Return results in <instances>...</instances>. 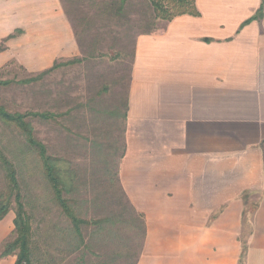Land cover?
Masks as SVG:
<instances>
[{
  "label": "crops",
  "instance_id": "crops-1",
  "mask_svg": "<svg viewBox=\"0 0 264 264\" xmlns=\"http://www.w3.org/2000/svg\"><path fill=\"white\" fill-rule=\"evenodd\" d=\"M195 5L135 40L117 176L142 237L104 264H264V0ZM1 45L31 74L80 52L61 0H0Z\"/></svg>",
  "mask_w": 264,
  "mask_h": 264
},
{
  "label": "rangeland",
  "instance_id": "rangeland-1",
  "mask_svg": "<svg viewBox=\"0 0 264 264\" xmlns=\"http://www.w3.org/2000/svg\"><path fill=\"white\" fill-rule=\"evenodd\" d=\"M71 21L79 55L60 60L42 80L22 83L31 74L17 63L0 68V106L10 113H47L52 119L32 120L35 137L52 156L71 162L77 172L74 193L66 195L81 225L78 236L63 209L52 199L37 155L23 134L0 119V150L14 164L23 202L31 218L32 264H104L121 252L135 254L142 220L129 207L117 182L124 148V117L135 40L154 20L148 0H128L125 17L107 14L101 0H61ZM117 1V0H115ZM74 61L67 65L68 61ZM7 189L0 168V194ZM14 209L0 222L1 258L13 239ZM137 251V249H136Z\"/></svg>",
  "mask_w": 264,
  "mask_h": 264
},
{
  "label": "trees",
  "instance_id": "trees-1",
  "mask_svg": "<svg viewBox=\"0 0 264 264\" xmlns=\"http://www.w3.org/2000/svg\"><path fill=\"white\" fill-rule=\"evenodd\" d=\"M102 2L106 0H101ZM154 12L155 21H163L165 23L172 21L176 17L183 15H191L198 17L199 11L196 8L195 0H148ZM128 0H111L105 2V11L107 14L117 18L118 21L125 17V9ZM263 7L257 14L247 20L242 27L258 20L262 17ZM145 31L143 34H151L157 31V24L153 21H146L144 25ZM13 36H10L12 38ZM3 51L2 45L0 52ZM76 60L68 61L66 64H72ZM60 64L56 62L50 69L41 72L35 78H31L22 83H32L42 80L46 75L54 72ZM0 85L7 86L8 83L0 81ZM47 113H10L4 107L0 106V119L5 123L15 127L21 134L24 135L26 142L31 150L37 155L44 178L51 190L52 199L63 209L64 214L70 220L78 236H81V225L86 222L78 219L74 210L69 205L70 200L66 195L74 193L77 181V172L73 169L71 162L68 160L52 156L48 153L47 147L35 137V129L32 120H48ZM0 168L4 172L7 189L0 194V222L3 221L11 210L14 209L15 218L13 220L14 232L13 239L7 242L1 254V258L8 256H16L15 264H32V246L33 232L31 218L27 213L26 206L23 202L21 187L18 181V175L14 164L0 150ZM117 182L119 184L118 176ZM120 186V184H119ZM125 196V195H123Z\"/></svg>",
  "mask_w": 264,
  "mask_h": 264
}]
</instances>
